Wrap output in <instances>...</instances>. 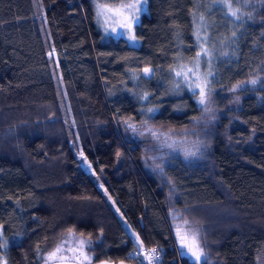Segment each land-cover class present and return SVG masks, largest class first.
I'll use <instances>...</instances> for the list:
<instances>
[{
    "label": "trees",
    "instance_id": "trees-1",
    "mask_svg": "<svg viewBox=\"0 0 264 264\" xmlns=\"http://www.w3.org/2000/svg\"><path fill=\"white\" fill-rule=\"evenodd\" d=\"M262 1L252 13L240 8L238 21L211 8L222 42L209 84L219 113L194 134L202 108L183 87L173 91L170 73L195 56L194 16L214 0H147L138 47L104 36L92 0H0V264H42L57 247L78 257L81 240L90 260L72 262L149 264L130 255L154 248L155 264H196L175 241L185 221L207 253L199 264H264ZM255 77L229 109L230 91ZM145 120L188 137L161 150L152 172L125 124Z\"/></svg>",
    "mask_w": 264,
    "mask_h": 264
},
{
    "label": "rangeland",
    "instance_id": "rangeland-1",
    "mask_svg": "<svg viewBox=\"0 0 264 264\" xmlns=\"http://www.w3.org/2000/svg\"><path fill=\"white\" fill-rule=\"evenodd\" d=\"M92 2H95V11H96V19L98 22V25L101 29V32L104 34V36H106V38H112V39H124L126 41V43L129 46L132 47H138L139 46V40L138 42L133 45L132 43H130L126 36L124 35V29L120 28L119 24L116 23L117 20L120 19V17L118 16H114L112 13H107V17L105 16H101V17H97V12L100 10L98 5H107L109 7L112 8H116L118 7L120 4H127V3H131V2H135V0H92ZM263 1L262 0H234V2H231V0H227L228 4H231V9L227 8V7H222L220 0H214V2H211L207 7H205V10H200L198 11L195 16H194V21H193V25H194V38L196 41V54L195 56L186 62H180L178 64H176L172 69H176V70H184L186 71L188 68H192L193 71H196L195 69V64L197 61V53L201 51L200 47L198 46V44H202L204 49H207L209 52V56L212 59L213 63L211 65V68L209 69V67H207L204 64V59L205 57L203 55H201L199 57L200 60V68H199V73L201 75L206 74L209 71L213 72V67L214 64L217 60L218 57L220 56L219 53V47L222 46V42L219 40V37L216 36L214 33H212V27H213V21L210 18L211 16V8L213 7V5H215V7L221 11V13L223 14V16L225 17L226 20H231V21H238V19L236 18V16L231 15V11H236L237 16H239V12H240V8H244L245 10H248L249 13H252L255 11V8L258 7V5H261ZM147 3L144 4L143 0H141V7H142V11L139 13V16L141 17V14L146 12L147 9ZM113 29H115V31H113ZM106 39V40H107ZM49 64H50V68L51 71L53 72V66L51 65V60H49ZM171 69V76L174 79L175 82H179L180 80L183 79V77H175V73L172 71ZM143 73V70H142ZM144 75V73H143ZM189 77H191V73H189ZM212 76H209L208 79L210 80ZM251 80H257V84L253 85L250 83ZM251 80L241 84L239 87L236 88V91H230L231 94V101L229 102V109H235L237 108V106L239 105V100H240V91L241 89L250 87V88H255L256 85H258V83L260 82V78H252ZM55 85H56V89L58 92V99L59 101H61V96L58 90V85H57V81L54 79ZM181 87L184 88V84H180ZM210 87V86H209ZM187 90V89H186ZM188 92H190L189 90H187ZM207 91V90H206ZM191 93V92H190ZM238 97V100H237ZM197 99L195 97V100L197 102ZM209 102L204 105V106H200L202 107H209L210 111L205 113L203 112V119L200 120V123L196 125V131L194 134L196 133H200L202 131H206L211 129L215 123L217 122L218 119V113L219 111L216 110V108L213 105V101H212V94L211 96L208 98ZM198 104V103H197ZM61 111H62V115L65 119V124H66V128H67V132H68V136L70 139V131H69V122L68 119L66 118V114L64 113L63 107L61 106ZM137 129H144L146 126L144 125H135ZM149 128V127H148ZM152 129V128H151ZM154 131H156L157 133H161L158 130L153 129ZM128 133L132 136V138L135 141H139L140 144L142 145L143 149H144V153H143V157L144 160L149 164L148 166L145 165L147 167L148 170H150L151 172L153 171L152 169L154 167L157 166V159H158V153L167 148L169 149L170 147L167 146H160V142L157 141L156 139H154L150 134H147L143 137L140 136H136L131 129H127ZM166 135V134H165ZM167 136H171V139L168 140V143H172L173 141H175V143L173 144L172 147H174L175 145H182L184 143H187L188 137L183 136V135H167ZM163 139V137H162ZM72 145V143H71ZM186 145V144H185ZM73 147V146H72ZM184 147V146H183ZM74 150V154L76 159L79 161V163L84 167L85 171L88 173V175L90 177L93 178V173L91 170V167H89V164L87 163V161L84 159V157L76 152V150L73 148ZM99 188V190L101 191L103 197L105 198L106 202L109 204V206L115 210H117L113 200L111 199V197L109 196V194L105 191V189L102 186H97ZM185 223V222H184ZM189 224L191 225V227H195V225L191 224L189 222ZM128 232L130 233V235L132 236V238L134 239V242L136 244H138V239L135 235V233L129 228V226L125 225ZM194 229H197L196 227ZM179 230V235H185L186 233L189 232V225L188 224H184L183 228L181 229H177ZM177 230H174V237H175V241L179 250V254L181 255V252L187 251V249H179V236L177 234ZM189 239H191V236L189 235ZM197 243L201 245L202 251H203V255L201 256V259L199 261H196L194 257H191V255H181L186 257L187 259H189L190 261L199 264L201 261H203L205 259V257L207 256V253L205 252V249H203V246L201 244L200 241V234H198V238H197ZM139 246V245H137ZM142 249H138V251H140ZM137 252V251H136ZM135 252V253H136ZM142 253V260L143 262H148L149 263V259L148 257H151V264H155L154 261L157 260V254L156 252L153 253L151 251H140ZM139 254V253H138ZM60 257H63V259H60ZM46 257H44L43 259H46ZM76 260L73 256V253H66L63 251H60L57 255V258H55L52 261H49V263H53V262H57V261H73ZM134 260V259H133ZM141 260V261H142ZM158 261V260H157ZM77 263H79L77 261ZM43 264V263H42Z\"/></svg>",
    "mask_w": 264,
    "mask_h": 264
},
{
    "label": "snow or ice",
    "instance_id": "snow-or-ice-1",
    "mask_svg": "<svg viewBox=\"0 0 264 264\" xmlns=\"http://www.w3.org/2000/svg\"><path fill=\"white\" fill-rule=\"evenodd\" d=\"M143 3L146 4L147 0H143ZM221 6L222 7H227L231 9V4L227 3V0H220ZM99 11L97 12V17L105 16L107 17V13H112L114 16L120 17L119 20L116 21V23L119 24L120 28L124 29V35L126 36L127 40L135 45L138 42V38L135 35L134 28L140 24V16L139 13L142 11L141 7V0H135V2L127 3V4H120L116 8L109 7L107 5H98ZM233 16H236L237 19L240 17L237 16L236 11H231L230 13ZM115 31V29H113ZM200 47L201 51L197 53V61L195 64V69L196 71H193L192 68H188L186 71L184 70H176L172 69V71L175 73V77H183L182 80L179 82L175 83L174 90L180 89V84H184V89H187L191 92L192 97H196L197 103L200 106L206 105L209 100L208 98L212 94V89L209 88L210 80L208 79L209 76H213L214 73L212 71L207 72L204 75H201L199 73V68H200V60L199 57L203 55L205 57L204 59V64L211 68V65L213 63L212 59L209 56V52L207 49L203 48L202 44H198ZM222 56H227L226 52L221 53ZM143 73L145 76V79L149 78H155L156 73L148 67H145L143 69ZM189 73H191V77H189ZM138 79V77H136ZM251 84L255 85L257 84V80H251ZM264 87V85H262ZM207 90V91H206ZM233 91H236V89H232ZM182 91V90H181ZM175 94H180L179 92H175ZM142 100H147L149 104L152 103L151 100H149L148 95L145 94L141 97H139ZM238 100V97H237ZM203 112L207 113L210 111L209 107H202L201 109ZM157 109L151 108V107H146L145 109V115H153ZM154 118V116H153ZM126 124V130L131 129V131L136 135L143 137L147 134H150L154 139L160 142V146H167V147H172L175 141L172 143H168V140L171 139V136H167L164 133H157L151 128L147 127V121L145 120V128L144 129H137L134 124H129L127 121H125ZM163 137V139H162ZM186 153L188 155H195L194 152H190L186 150ZM85 159H87L85 157ZM90 167V165H89ZM186 224H189L188 221H185ZM69 232L71 233L72 230L69 229ZM177 234L179 236V249H187V251L181 252V255H191V257H194L196 261H199L201 259V256L203 255V251L201 248V245L197 243V238L199 234L198 229H194L191 227L189 224V232L186 233L185 235H179V230H177ZM189 235L191 236V239H189ZM78 243L81 245L80 249V255L78 257H74L75 259H83V260H90V257L84 253L83 251V244L84 241H78ZM142 243V242H141ZM89 246L90 242H89ZM61 251L60 247H57L54 251H50L47 255L46 259L42 258L43 264H48L49 261L54 260L57 258L58 253ZM153 253H155L156 249L151 250ZM139 255V254H138ZM60 259H63V257H60ZM149 259V264H151V257H148ZM158 260V257H157ZM6 264V261L4 262Z\"/></svg>",
    "mask_w": 264,
    "mask_h": 264
},
{
    "label": "water",
    "instance_id": "water-1",
    "mask_svg": "<svg viewBox=\"0 0 264 264\" xmlns=\"http://www.w3.org/2000/svg\"><path fill=\"white\" fill-rule=\"evenodd\" d=\"M50 264H81V263H77V262H72V261H57V262H53ZM90 264H131L128 262H108V261H100V262H96V263H90Z\"/></svg>",
    "mask_w": 264,
    "mask_h": 264
},
{
    "label": "built area",
    "instance_id": "built-area-1",
    "mask_svg": "<svg viewBox=\"0 0 264 264\" xmlns=\"http://www.w3.org/2000/svg\"><path fill=\"white\" fill-rule=\"evenodd\" d=\"M140 251H145V249H142V250H140ZM140 251H137L136 253L131 254L130 257H131L132 259H138V258H140V257L142 256V253H141ZM149 251H151V250H149ZM151 252H152V251H151ZM138 253H139V255H138ZM156 254H157V253H156ZM157 262H158L157 260L154 261V263H157Z\"/></svg>",
    "mask_w": 264,
    "mask_h": 264
}]
</instances>
